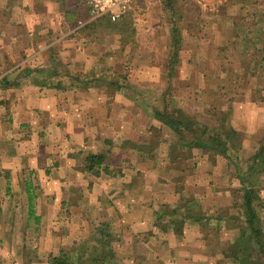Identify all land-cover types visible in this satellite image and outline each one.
<instances>
[{
  "label": "rangeland",
  "instance_id": "rangeland-1",
  "mask_svg": "<svg viewBox=\"0 0 264 264\" xmlns=\"http://www.w3.org/2000/svg\"><path fill=\"white\" fill-rule=\"evenodd\" d=\"M176 1L170 10L164 0H135L122 17L112 22L106 16L91 14L87 0H61V8L57 9L62 13L49 10L41 5V1L30 9L23 0H0V135L5 137L0 142L1 146L5 144L14 148L21 143L25 145L23 140H29L27 145L36 147H42V141L52 142L50 135L44 137L36 131L28 139H23L28 132L15 122L21 115L20 110L24 109V103L20 101L19 106L15 100L16 82L27 81L28 78L31 79L29 82L38 79L50 81L53 77L59 83L77 81L98 85L103 88L100 90L102 93L109 95L114 93L115 88L122 87L130 91H126L129 95L126 96L129 99L127 102H133L124 107L122 116L116 118L125 124L126 131H131H127L126 138L122 140L119 153L114 150L109 153L101 167L87 171L80 157L79 162L73 159L71 170L53 169L56 166L50 159L46 161L45 171L25 169L23 178L30 181L28 192L34 198L43 195L40 183H46L50 178L60 183L63 181L57 188L52 184L49 194L55 195L54 199L33 203V209L44 213L43 223L37 225L30 216L29 226L23 228L29 209L24 184L10 187L6 199L3 196L4 187H0V197L3 198L0 202V264H48L50 254L58 255L62 251H71L77 245L82 246L81 241L90 237L89 229L101 222L108 225L106 231L112 236L109 242V248L114 252L111 263L133 264L134 255L137 258L143 252H134L131 257L134 247L129 243L135 242V239L132 229L126 226L131 219L128 220L125 215L122 220L121 215L117 216V209L107 203L109 196L115 194L108 192L116 185L105 187V174L125 176V200L129 201L132 209L135 207L137 211L141 208L143 219L146 218L149 223L146 208L152 209L153 192L148 193L141 185L149 181L148 172L152 167L161 181L172 174L162 167L168 166L166 154L175 136L151 116L154 106L160 107L167 97L170 107L180 108L201 128L208 127L209 132L217 123L218 116L233 125L241 135V147L238 160L234 158L232 161L238 162L241 169L246 168L249 157L254 154L264 134V0ZM49 11L50 18L46 17ZM25 16L29 19L28 23L35 21L25 30H28V37L21 25ZM173 27L178 30L176 36H173ZM12 37L22 40L11 41ZM75 37L87 40L83 42L87 44L82 48L85 52L78 56L77 62L71 60L75 52H72L71 43H67ZM48 43L57 53L56 60L38 56L42 51L40 48L45 56H49ZM22 46L24 51L21 52ZM174 46L177 47L175 55L171 50ZM26 48L30 49L25 51ZM45 60L48 64L41 66L40 63ZM70 63L73 65L69 66ZM52 67H56L58 76L41 73L34 78L29 73L38 68ZM66 72L76 74L77 80L65 76ZM161 93L164 94L161 96ZM235 102L250 104L254 107V114L257 111L262 114L263 128L256 137L249 135L256 131L244 130L237 122L231 123L229 114ZM123 117L126 122L121 120ZM134 133L140 135L137 142L129 138ZM134 145L141 146V149ZM102 149L97 153L105 155V148ZM182 154L187 158L178 163L190 170L189 165L195 160L193 150L184 149ZM135 155L141 157V165L136 170V165L132 164ZM203 155L207 157L201 168L208 196L201 205L215 207L212 206L214 201L224 210L217 212L215 208L205 207L200 210L203 215L201 222L213 227L218 225L217 213H222V219L227 214L224 224L227 228L233 226V230L222 231L216 236H220L221 241H228L235 236L234 230L238 233L243 221L231 216L235 211L232 206L240 204L241 186L235 184L230 189H220L221 199L213 195L218 181L212 176V166L218 157V168L226 159L220 155ZM136 158L139 161V157ZM233 163L230 165L235 170L237 168ZM195 186L190 185L189 193L193 191L196 195L201 191L202 188L197 187L196 190ZM105 193L108 195L105 196ZM184 200L179 198L182 206L194 208L199 213L197 202L191 197ZM155 205L157 203L153 207ZM169 206L165 203V207L161 208L163 215ZM258 215L261 221L264 220V207L258 210ZM131 218L133 220V215ZM41 228L47 230V234ZM50 231L53 233L50 234ZM164 237L160 234L158 241L165 240ZM90 243L89 251L99 254L108 250V245L97 244L96 247L93 242Z\"/></svg>",
  "mask_w": 264,
  "mask_h": 264
},
{
  "label": "crops",
  "instance_id": "crops-1",
  "mask_svg": "<svg viewBox=\"0 0 264 264\" xmlns=\"http://www.w3.org/2000/svg\"><path fill=\"white\" fill-rule=\"evenodd\" d=\"M38 1H41V5H45L51 11L55 10L58 13L61 12V10H58L61 8V0H23L25 6H28L30 9H32L34 5L36 6ZM51 11L46 14V17H49ZM51 16L52 15H50V17ZM23 20L24 21H21V25H23L24 34L28 37V30H25L29 26H33L35 21L33 23H28L27 20L29 19H27L26 16ZM61 24L63 26L65 25L64 22ZM59 28L60 25L58 26V29ZM63 36L65 37L64 34ZM10 40L21 41L22 38L12 37ZM83 42L86 43L87 40L81 37H75L67 41V43H71L72 52H75L74 56H71V60L73 59L74 62H77L78 56L85 52L82 51V48L87 44ZM50 45V43L46 45L47 49L50 51L48 53L49 56H45L42 48L39 49L42 51L39 52L38 56L41 55L47 59L56 60L57 53L54 49H51ZM29 49L30 48H26L25 51ZM22 51H24L23 46L21 52ZM87 57L88 55L85 56V58ZM27 58L29 59L30 57ZM33 59L34 57L31 60ZM40 64H42L41 66H46L45 64H48V61L45 60ZM72 65L73 63L69 64V66ZM51 78L55 81L50 80L39 83L41 80L36 79L37 81L29 82L31 79L28 78L27 81L22 80L15 83L17 86L16 92L14 93L16 96L15 100L18 103L17 105H19L20 101L24 103V109L20 110L21 115L15 119V122L18 123L17 125L25 127V130L28 132L27 135L23 136V139L24 137L28 139L30 135H34L36 131L44 137L50 135L49 137L52 142L42 141V147L27 145L28 143L30 144L29 140H23V142H26L25 145L21 143L22 145H15L14 148L13 146L7 147L5 144H3V146L0 144V187H4L3 196H6L5 199L8 198L10 187L13 186V188H17L18 185L21 186L24 184L27 193V201H29L28 190L31 184L28 180L24 181L23 174L26 171L25 169H42L45 171L46 161L50 159V162H53L56 166L53 169H57L58 171H65L66 169L71 170L74 165V160L75 162H79L78 159L81 157L82 161L86 163L85 158L87 155L102 152V148H105V158H107L109 153L113 150L119 153L118 150L122 140L126 138L127 131H131L128 129L126 131L125 124L118 122L116 119L120 117L124 107L133 103L127 102V100L129 101V99H126V96H129L126 92L128 91L127 88L121 87L119 89V87H117L114 93L109 95L108 93H102L100 90L103 88H99L98 85H86L85 83L77 81L74 83H70V81H67V83H59L55 78ZM135 100L134 98L133 101L135 102ZM233 104L234 105H231L229 114L231 123L237 122L244 130L250 129L253 132L256 131L253 134H249L251 137H256L257 133L264 127L262 114L260 115L258 111L254 114V107L250 104H243L242 102H235ZM10 117L9 115L8 118ZM121 120L126 122L125 117L121 118ZM155 121L158 122L157 120ZM139 137L140 135L134 133V136L129 138L137 142ZM4 138V135H0V142ZM203 154L204 153L198 149H193V157L195 160L189 165L190 170H186L184 167L179 170L169 165V168L168 166L162 167L175 175H169V178H166L165 181L159 180L157 177L158 175L152 170L154 168H151L150 172H148L149 181L145 179V184L141 185L143 189L149 191L148 193L153 192V203H150L152 209L146 208L148 209L149 223H147L146 218L143 219L141 208L136 211L135 207L132 209L129 201L125 200L127 197V183H124L126 182L125 176L116 173L105 174V187L116 185V187H112L109 190L108 193L114 192L115 194L111 197L109 196V201L107 200V203L117 209V216L120 217L121 215L122 220H124L123 218H125V215L128 216V220L131 219L128 225H126L127 228L132 229V233L134 234L133 238L135 239V242L129 243L134 247L133 251H131V257L132 254L143 252V254H138L139 256L137 258L134 255V258L131 260L132 263L134 262L133 264H233L226 260L223 255H225V250H227L231 241L238 235L237 231L234 230L235 236L228 241H221L220 236L217 238L222 231L233 230V226L227 228L224 224L227 214L223 215L224 218L222 219V213H217L215 218L218 221V225H214L213 227L201 222L203 215L200 210L206 207L205 205H201V203L206 201L205 198L208 196L203 183L205 175L201 168V165L205 162V158H207ZM136 157H139V161H136ZM218 158L215 159L212 166V176L214 179L217 177L216 181H218V187L213 189L215 190L213 195H217L219 199H221L222 192L220 189L224 187L230 189L235 184H239V181L237 177L234 176V173L230 172L234 169H232L231 165L227 164L226 160L222 159L223 165L221 166H223V168L221 166L218 168ZM140 160L141 157L135 155L132 163L134 166L136 165V167H134L135 170L139 169V165H141ZM230 174H232L233 177H229ZM200 175H203L201 180H199ZM61 183H63V181ZM61 183L54 178H50L46 183H40L43 189V195H38L34 198L32 193H30L32 196L31 201L33 203L36 200H43L44 202L51 201V199L55 197V195L49 194L52 192L50 189L52 184L54 188H57ZM212 183L214 182L212 181ZM46 184H48L49 188H46ZM194 184H196V190L197 187L202 188L196 195L193 194V191L191 193L188 191L190 185ZM256 185L258 195L264 203V172L258 176ZM226 193L227 192H225V195ZM107 195L105 193V196ZM179 196L185 200L191 197V199H193L192 201L197 202L199 213L195 212L194 208L182 206L179 203ZM1 201H3L2 197H0V202ZM212 202V206L215 207L207 206V209H216L217 212L224 210V207L221 208L222 205L214 201ZM217 202H219V200ZM155 203H157V205L153 207ZM165 203H169L170 206L164 211L165 215H163L161 208L165 207ZM229 208H231V203ZM33 210V221L37 225L43 223L44 213L42 211L38 212L35 208ZM225 211H227V209ZM146 213L147 212H145V214ZM132 215L133 220L131 218ZM36 218L37 222L35 221ZM29 220L30 216L27 211L26 224L23 225V228L29 226ZM169 223L172 225L170 226ZM94 227L89 229L90 233H94ZM33 228L35 229L36 226ZM41 230L42 232L45 231L43 228H41ZM45 233L47 234V230ZM49 233L51 234L53 232L50 231ZM160 234L165 235V240L158 241L157 237H159ZM143 236L146 237L144 238Z\"/></svg>",
  "mask_w": 264,
  "mask_h": 264
},
{
  "label": "trees",
  "instance_id": "trees-1",
  "mask_svg": "<svg viewBox=\"0 0 264 264\" xmlns=\"http://www.w3.org/2000/svg\"><path fill=\"white\" fill-rule=\"evenodd\" d=\"M169 9H172L176 0H164ZM173 36H176V28L173 27ZM178 31V30H177ZM176 40V39H175ZM172 54L175 55L177 47L171 48ZM35 73H34V72ZM29 73H33L34 78L41 73H48L52 76H58L56 67L50 69H36ZM70 79L77 80L76 74L65 73ZM45 80L39 81V83ZM74 83V81H71ZM164 93H161L162 96ZM164 100V99H163ZM169 98L160 107L154 106L151 116L157 120L162 126H166L174 134L175 138L170 143L167 151L168 165L179 170L182 168L178 161H183L187 156H183L184 149L193 150L198 149L204 154L220 155L227 160V164H233L237 169L233 170L234 176L237 177L241 186L240 204L235 203L232 209L235 211L231 213L233 218L243 220L238 235L231 241V244L225 250V259L233 264H264V220L261 221L258 210L264 207V203L258 195L257 179L258 176L264 172V134L258 144L254 154L249 157L246 168L243 170L238 167V162L232 161L234 158L238 160V152L241 147V135L235 128L232 127L227 121L217 117V123L211 132L208 127L201 128L200 124L194 119H191L180 108L175 106L170 107ZM141 149V146H135ZM152 151V150H151ZM234 152V154H230ZM104 153L89 154L85 158L84 169L93 171L95 167H101L104 163ZM177 162V163H176ZM168 166V168H169ZM166 169V168H165ZM167 170V169H166ZM243 172V173H242ZM32 196L29 193V216H33V202ZM237 199V198H236ZM238 201V199H237ZM190 208V207H189ZM226 212V211H225ZM226 217V216H225ZM200 219V218H198ZM220 220V219H219ZM37 222V218L35 219ZM108 225L101 222L94 227V233H90L89 238H85L82 242L83 245L87 244L88 247L77 245L71 251H62L58 255H49L48 264H112L111 260L114 255L112 249L109 248L110 237L106 231ZM105 246L107 252L100 251L98 254L89 251V244ZM81 244V243H80Z\"/></svg>",
  "mask_w": 264,
  "mask_h": 264
},
{
  "label": "built area",
  "instance_id": "built-area-1",
  "mask_svg": "<svg viewBox=\"0 0 264 264\" xmlns=\"http://www.w3.org/2000/svg\"><path fill=\"white\" fill-rule=\"evenodd\" d=\"M135 0H87L91 14L106 16L110 21L122 17Z\"/></svg>",
  "mask_w": 264,
  "mask_h": 264
}]
</instances>
